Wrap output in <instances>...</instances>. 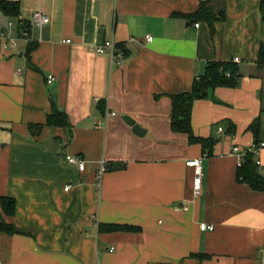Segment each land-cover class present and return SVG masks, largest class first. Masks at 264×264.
<instances>
[{"label": "crops", "instance_id": "0c3cea01", "mask_svg": "<svg viewBox=\"0 0 264 264\" xmlns=\"http://www.w3.org/2000/svg\"><path fill=\"white\" fill-rule=\"evenodd\" d=\"M12 1L17 16L0 10V220L16 233L0 231V264H264V191L239 179L235 150L255 143L261 113V0H208L222 17L213 23L195 16L206 0ZM111 39L121 58L96 51ZM210 61H235L238 77L193 103L194 134L213 140L204 148L172 128L171 96ZM55 104L70 128L46 125ZM258 158L264 173V147ZM3 196L15 199L12 215Z\"/></svg>", "mask_w": 264, "mask_h": 264}, {"label": "trees", "instance_id": "16d2710c", "mask_svg": "<svg viewBox=\"0 0 264 264\" xmlns=\"http://www.w3.org/2000/svg\"><path fill=\"white\" fill-rule=\"evenodd\" d=\"M207 1H203L199 9L195 12L197 18H203L213 23L217 19H221L217 13L212 12L207 7ZM261 8H264V0H261ZM0 10L10 16H17L19 13V2L12 0H0ZM19 29L30 31V24H20ZM261 60H264V44L260 50ZM238 66L235 61H210L206 72L194 81L193 87L189 91H183L173 94L172 97V113L171 125L175 131L185 132L189 135L190 142H200L204 148L211 147L213 140L194 134L191 126V115L193 103L196 99L205 98L209 90L213 89L217 84H236L238 77ZM230 74V76H229ZM261 113L250 124L255 136V143L260 144L264 140V95H261ZM47 126L56 128H70L71 122L69 115L56 104L53 112L48 116ZM44 126V125H43ZM238 177L242 181L249 183L254 189L264 191V173L256 164L254 154L248 153L245 160L238 168ZM2 209L8 215H12L15 210V199L13 197H1ZM113 227L135 228L134 226L112 224ZM0 231L9 234L16 233L13 225L4 220H0Z\"/></svg>", "mask_w": 264, "mask_h": 264}, {"label": "built area", "instance_id": "2783aa9c", "mask_svg": "<svg viewBox=\"0 0 264 264\" xmlns=\"http://www.w3.org/2000/svg\"><path fill=\"white\" fill-rule=\"evenodd\" d=\"M33 17H34V21L38 24L39 27H42L43 25H45L46 23H48L50 21L49 16L46 13H44L42 11V9H40L36 13H34ZM196 25L198 26L199 23H197ZM27 33L28 32L26 30L21 32V34L23 36H26ZM2 37L4 39L3 48L7 49L10 46V44L12 43L13 39H11L9 36H6V35H2ZM148 39H152V36H148ZM66 41L70 42L71 40L68 39ZM107 50L109 51L112 58H114V57L121 58L123 56L122 53L117 52L116 43L113 39L106 40L103 43L96 46V51L99 53H104ZM235 61L239 62L240 57L236 56ZM229 76H230V74H229ZM48 77L50 79H52L53 75H49ZM115 114H116L115 111L111 112L112 116H115ZM263 147H264V141L261 142L260 144L254 143L249 149H245L243 151H240L238 149V147L235 148L236 153L239 157L240 164H242L244 162L246 155L248 153L252 152L255 156L256 164L258 166H262L261 160L258 158V153H259V150ZM66 160L72 165H78V167L81 170H83L86 166L85 160L82 159L81 157L77 156V155L68 154L66 156ZM187 165L191 166L193 168V171H194V181H193L194 194L196 196H200L202 194V191H203L204 157L190 158L187 160ZM104 170H105V164L103 162L101 172H103ZM203 228L213 229V226L203 225Z\"/></svg>", "mask_w": 264, "mask_h": 264}, {"label": "water", "instance_id": "95a60500", "mask_svg": "<svg viewBox=\"0 0 264 264\" xmlns=\"http://www.w3.org/2000/svg\"><path fill=\"white\" fill-rule=\"evenodd\" d=\"M124 119L127 121V123H128L129 125H131V126L133 127V131H134L137 135L142 136V135L145 134L146 130H145V129H144L139 123H137V121H136L134 118H132V117H130V116H128V115H125V116H124ZM44 143H45L50 149H52V150H54V151L57 150V148H58V143H57V141H55L53 135H50V136L44 141Z\"/></svg>", "mask_w": 264, "mask_h": 264}]
</instances>
